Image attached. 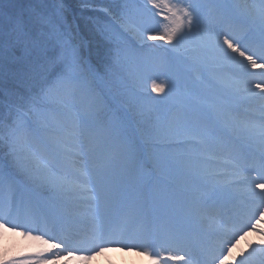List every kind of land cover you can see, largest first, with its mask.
Masks as SVG:
<instances>
[{
  "label": "snow or ice",
  "instance_id": "obj_1",
  "mask_svg": "<svg viewBox=\"0 0 264 264\" xmlns=\"http://www.w3.org/2000/svg\"><path fill=\"white\" fill-rule=\"evenodd\" d=\"M203 7L214 13V23L202 18ZM0 19L7 20L6 30L0 28V65L22 46L29 54L51 48L55 66L54 78L32 85L16 105L0 161V229L20 231L54 251L6 264H56L76 252L87 261L110 247L135 251L149 264H264L258 228L264 224V95L252 90L264 93V0H140L134 16L123 12L102 29L114 46L103 72L83 57L61 11ZM128 33L160 54L126 65L135 51ZM193 38L196 45L187 46ZM249 67L261 69L262 79ZM181 68L204 87L161 115L154 106L170 96L172 85L157 80ZM224 69L235 78L221 79ZM147 73L157 74L148 78L160 100L135 91ZM104 75L119 79L121 99L97 90ZM134 120L148 126L145 140L157 153L155 183L136 173L142 149L128 134ZM250 145L259 149L256 167L249 166ZM45 194H51L47 202ZM234 202L241 210L230 214ZM124 205L125 214H114ZM69 220L76 227L65 230ZM187 225L196 226V237ZM248 232H257L260 244L233 258Z\"/></svg>",
  "mask_w": 264,
  "mask_h": 264
},
{
  "label": "trees",
  "instance_id": "obj_2",
  "mask_svg": "<svg viewBox=\"0 0 264 264\" xmlns=\"http://www.w3.org/2000/svg\"><path fill=\"white\" fill-rule=\"evenodd\" d=\"M74 11L75 16L78 19L81 31L84 33V37L88 38L90 42V53L94 54L97 51V44L94 45L95 40L100 36V31L103 21V14L95 11H88V17H85L86 24L81 23L82 17L77 14L80 12L81 5L88 4L91 6L98 5L99 0H63ZM105 6H107V0H102ZM59 6V0H4L3 4H0V17H6L11 15L14 17H23L28 20L33 17L34 13H43L46 15H53L56 13ZM64 14L63 20L70 21L68 24L71 32L80 44L78 36L74 33L73 22L70 20L69 13L61 9ZM66 16V17H64ZM94 25V26H93ZM0 28H7V20L0 19ZM88 33V35L86 34ZM82 49V48H81ZM53 54V50L49 51L48 55L40 50L32 51L30 54L26 53L22 46H18L11 58L5 60L0 65V110L15 109L16 105L21 103L22 99L27 97L30 93L32 85L47 78L48 74L55 72V66L50 63V57ZM40 56H43L41 58ZM40 58V59H39ZM3 130L0 135L4 133Z\"/></svg>",
  "mask_w": 264,
  "mask_h": 264
},
{
  "label": "rangeland",
  "instance_id": "obj_3",
  "mask_svg": "<svg viewBox=\"0 0 264 264\" xmlns=\"http://www.w3.org/2000/svg\"><path fill=\"white\" fill-rule=\"evenodd\" d=\"M194 2H195V0H194ZM199 2L201 4H207L209 2V0H199ZM239 2H242V0H239ZM209 12H211V10L209 8L203 7L201 9L202 18L206 19L205 16ZM147 43L163 45L162 41H155V42L147 41L146 44ZM195 45H196L195 38H193L192 40L187 42V46H189V47H193ZM163 46L165 48L168 47V45H163ZM144 53L146 54V61H150L151 59L157 57L160 54L158 50L157 51H150L148 49H145ZM217 75L219 76L220 73L218 72ZM164 77L167 78L168 81L172 85V92H171L170 96L166 100H164V102L168 104L167 107L164 106V110H163L164 114L173 110V106L176 105L179 100L186 99L190 93H193L192 87H189L187 82L194 83L195 80H198V84H200L201 86L204 87V85L201 84V81L199 79H197L196 74L194 72H188L182 68L181 69H173V71L167 73L166 76H164ZM205 77L206 78L208 77L207 71L205 72ZM222 79H227V78L222 77ZM142 82H143V80L141 81V84H142ZM212 83L215 84L216 81L213 80ZM203 87L199 86L198 91H200ZM218 87H219V85H218ZM188 89H189V91H188ZM191 90H192V92H191ZM162 96H163V94L158 95L156 97L157 98L159 97V99H161ZM169 104L173 105V106H170ZM154 107L158 111H160L161 107H158L156 105ZM154 116H155V113H153V118H154ZM134 135H135L134 137L136 138L137 142L141 145V149H142L140 152V155H139L138 165H137V169H136V173L139 176L140 173L143 172V169L145 168V166L147 167L149 165L150 167H153V168L155 167L154 161H155V157H156L157 153H156V150L152 146L149 147L147 144L139 141L137 133H134ZM144 156L147 159H144ZM139 164H141V165L139 166ZM249 239H252V236L247 234L246 236H242V238L239 240V243L241 242V243L247 245ZM239 243H238V245H239ZM0 246L3 248H8L12 252L18 254V256H20V255L23 256V255H27V254H29V256H32L41 250L47 249L46 245L40 244L38 241L32 239L30 236H25L24 239H21L19 237L18 233L6 232L2 229H0ZM114 250H116V249H114ZM114 250L113 251L107 250L102 255L99 254L101 260L104 261V264H126V263H128L125 261L126 259H124L122 256H120V254L118 255L116 252H114ZM234 250L237 252L236 253L237 258H239V254L241 252H244L242 250H238V247L234 248ZM47 251L50 254L51 251H54V250L47 249ZM3 257H4V255H3V253H1L0 258H3ZM66 258H67V256H62L56 262V264H68L69 261L73 260V259H71V257H68V259H66ZM87 261H89V260H87ZM75 262H76L75 260L72 261V264H75Z\"/></svg>",
  "mask_w": 264,
  "mask_h": 264
},
{
  "label": "bare ground",
  "instance_id": "obj_4",
  "mask_svg": "<svg viewBox=\"0 0 264 264\" xmlns=\"http://www.w3.org/2000/svg\"><path fill=\"white\" fill-rule=\"evenodd\" d=\"M188 226L191 227L192 225H188ZM195 228L196 227H193L194 230H195ZM116 253L118 255L120 254L124 259H126L125 261L128 262L126 264H143L144 263V258L145 257L137 256L133 252H122V251H119V252H116ZM72 261H74V260H72ZM72 261H69L68 264H72ZM76 261H78V260H76ZM79 262H85V261L79 260ZM79 262H75V263H79ZM88 264H104V261H102L101 259H97L95 257V258L91 259Z\"/></svg>",
  "mask_w": 264,
  "mask_h": 264
}]
</instances>
